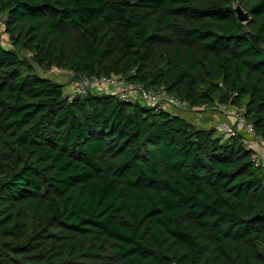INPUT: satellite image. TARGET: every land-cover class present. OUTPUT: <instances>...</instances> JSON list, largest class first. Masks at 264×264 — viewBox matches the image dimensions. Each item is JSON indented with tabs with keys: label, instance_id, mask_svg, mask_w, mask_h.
Returning <instances> with one entry per match:
<instances>
[{
	"label": "trees",
	"instance_id": "trees-1",
	"mask_svg": "<svg viewBox=\"0 0 264 264\" xmlns=\"http://www.w3.org/2000/svg\"><path fill=\"white\" fill-rule=\"evenodd\" d=\"M0 16V264H264V173L239 138L64 93L117 75L244 107L264 139V0H0Z\"/></svg>",
	"mask_w": 264,
	"mask_h": 264
},
{
	"label": "built area",
	"instance_id": "built-area-1",
	"mask_svg": "<svg viewBox=\"0 0 264 264\" xmlns=\"http://www.w3.org/2000/svg\"><path fill=\"white\" fill-rule=\"evenodd\" d=\"M66 73L71 75L68 71ZM90 91H102L116 95L123 100L140 101L157 109L190 107L186 101L169 93L164 87H146L117 75H83L69 83L66 94L71 100L76 95H85ZM210 106L231 119V125L219 128V131L225 135V138H239L242 145L249 151L254 166L264 173V139L257 134L253 124L245 117V108L218 102Z\"/></svg>",
	"mask_w": 264,
	"mask_h": 264
},
{
	"label": "rangeland",
	"instance_id": "rangeland-1",
	"mask_svg": "<svg viewBox=\"0 0 264 264\" xmlns=\"http://www.w3.org/2000/svg\"><path fill=\"white\" fill-rule=\"evenodd\" d=\"M4 19H5V16H0V43L5 47L10 48L11 41L9 40L8 35L5 33ZM26 55L30 56L28 52H26ZM38 71L42 75L50 77L53 80H56L60 83L65 82L66 84L70 82V77H71L70 74L66 73V71L63 69H58L56 67H53L51 70H42L38 68ZM68 89H69V85H65V88H64L65 94L67 93ZM171 111L174 113H180L182 116L186 117L189 121H192L196 125H202V126L209 127V128L212 125H217L214 122V120L211 119L210 117H214V118L220 117L221 119L229 118L227 117V115L218 113L216 110L211 108L210 105H203L201 107L191 106V107H187L184 109H171ZM229 125H231V122L229 123ZM221 128H224V127H221ZM219 134H223V133H220L216 130V136H218Z\"/></svg>",
	"mask_w": 264,
	"mask_h": 264
},
{
	"label": "crops",
	"instance_id": "crops-1",
	"mask_svg": "<svg viewBox=\"0 0 264 264\" xmlns=\"http://www.w3.org/2000/svg\"><path fill=\"white\" fill-rule=\"evenodd\" d=\"M211 119L214 120V122L217 124V125H212L210 126L211 128L214 127L218 132L221 133V131H219V128L221 127H225L227 124L229 125V123L231 122L229 118H214V117H210ZM222 120V121H220ZM199 127H203L202 125H198Z\"/></svg>",
	"mask_w": 264,
	"mask_h": 264
},
{
	"label": "water",
	"instance_id": "water-1",
	"mask_svg": "<svg viewBox=\"0 0 264 264\" xmlns=\"http://www.w3.org/2000/svg\"><path fill=\"white\" fill-rule=\"evenodd\" d=\"M237 14L239 16V19L241 21H247V13L243 10V8L240 6V4L237 5L236 7Z\"/></svg>",
	"mask_w": 264,
	"mask_h": 264
}]
</instances>
